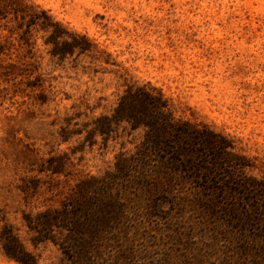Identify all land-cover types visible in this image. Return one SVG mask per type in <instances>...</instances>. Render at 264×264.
I'll return each instance as SVG.
<instances>
[{
  "label": "rangeland",
  "instance_id": "374dc122",
  "mask_svg": "<svg viewBox=\"0 0 264 264\" xmlns=\"http://www.w3.org/2000/svg\"><path fill=\"white\" fill-rule=\"evenodd\" d=\"M138 88L192 136L222 140L235 168L169 195L121 176L147 129L116 108ZM235 177L264 183V0H0V238L36 264H264V212L250 214L264 197L236 193ZM81 183L100 187L83 210ZM64 203L69 229L36 241L39 213ZM0 264H19L1 241Z\"/></svg>",
  "mask_w": 264,
  "mask_h": 264
},
{
  "label": "trees",
  "instance_id": "16d2710c",
  "mask_svg": "<svg viewBox=\"0 0 264 264\" xmlns=\"http://www.w3.org/2000/svg\"><path fill=\"white\" fill-rule=\"evenodd\" d=\"M129 100L130 102H128ZM166 109V100L161 96L152 95L143 89L138 88L135 92L128 91L126 95L122 97L116 108L117 116L119 118L127 117V120L132 121L134 126H144L147 129V132L143 143L132 155L129 157L120 156L117 159L115 165L117 172L124 177L129 173H134L136 175L135 178L137 184L145 187L152 195H160V193L162 195H164V193L169 195L170 190L173 189L174 186H177V181L182 178H188L191 180L207 179L208 182L200 185V187L209 191L212 185L211 182L214 178H217L216 175L218 173H226L227 168H235L233 164L234 162L230 161V159L226 160V158H224L225 156H221L219 151L224 150L226 144L222 140H213L205 135L192 136V133L189 134L187 130L183 129V126H176V124L173 123L170 115L166 112ZM197 143H203V145L208 148L211 147L210 149L213 152L210 154L197 149L194 151L193 147H195ZM153 156H158L159 158L156 161V165H154L155 161ZM227 164L229 166H227ZM196 172L200 173V178L193 175V173ZM232 177L233 172L228 178ZM233 185L236 186V193L237 190L242 187L244 191L242 190L241 194H244L245 192L244 195L260 192V194H256L254 198L259 199L257 196H261L260 202L263 203L264 183H251V181L248 180L242 181L241 178L236 180L235 177L233 179ZM91 187L93 191L90 194H86V188H84L83 183L78 187V198L76 199L83 203L82 210L98 201V198H96L95 195L93 198L90 195H97V191L100 187L96 184H92ZM238 192L240 193L239 190ZM185 198L186 196L181 202H178V204L182 206L187 204L188 202H185ZM195 199L197 201L195 204L198 205L201 201L199 196ZM207 199H209V194H207ZM260 207L264 209L262 204ZM67 209H69L68 205L64 203L61 209L55 210L52 213H39L37 222L34 223V228L38 230V232H41V230L44 231V234L41 235V238H37L36 241H44L51 238L49 232L50 229L54 227L61 230L69 229L68 221L71 216L68 214ZM91 209L93 208L91 207ZM262 209L254 210V213L252 212L253 214L250 212L251 218L254 220L263 219L262 212H264V210L262 211ZM26 219L31 223L29 217ZM247 220L250 219L247 218ZM105 231L107 230H104V232ZM70 232L75 233L73 230H70ZM91 232L93 235H97L93 229H91ZM71 237L77 238L74 235H71ZM0 241L3 253L9 259L15 260L19 264L37 263L35 256L28 252L20 240L14 238L10 231L4 236V238H0ZM84 241L85 240L80 241L69 239L61 245L63 249H82L84 253H87L88 248ZM82 259L84 258H81L80 260Z\"/></svg>",
  "mask_w": 264,
  "mask_h": 264
}]
</instances>
